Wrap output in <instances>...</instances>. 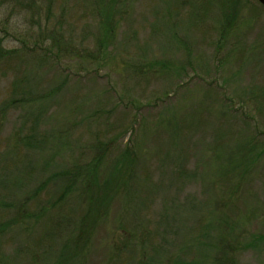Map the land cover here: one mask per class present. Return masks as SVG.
<instances>
[{
	"label": "rangeland",
	"instance_id": "374dc122",
	"mask_svg": "<svg viewBox=\"0 0 264 264\" xmlns=\"http://www.w3.org/2000/svg\"><path fill=\"white\" fill-rule=\"evenodd\" d=\"M122 2L102 67L84 53L95 49L104 9L0 0V39L13 51L0 66V108L22 101L0 113V264H58L59 254L64 264H264V7L240 1L220 38L217 1ZM33 134L41 142L31 145ZM223 138L227 147L254 141L260 153L238 180L215 177L224 162L212 146ZM95 141L110 159L131 147L138 171L129 207L115 201L96 221L76 195L61 200L55 181L91 159ZM235 187L215 212L221 190ZM85 212L84 225L95 224L72 245ZM216 217L233 231L227 242L215 241Z\"/></svg>",
	"mask_w": 264,
	"mask_h": 264
},
{
	"label": "trees",
	"instance_id": "16d2710c",
	"mask_svg": "<svg viewBox=\"0 0 264 264\" xmlns=\"http://www.w3.org/2000/svg\"><path fill=\"white\" fill-rule=\"evenodd\" d=\"M89 1L93 6V9H95L96 14L100 15L99 13H101V10L104 9L105 15L99 21V24L103 27V30L99 31V35L95 38V49L92 50V52L86 51L84 55L90 62L104 67L106 64L105 62L107 61V57L104 56L105 54H110L111 42L115 41L114 31L119 20H115L113 17L114 9L116 8L115 4L122 2L123 0H105L102 4L100 3L103 0ZM213 1H217L221 7V10H223V20L219 30L220 38H223L225 37L227 29H230L233 23L236 21L237 13L233 10L236 8L238 3L240 4V1L242 2L245 0ZM122 4L124 3L122 2ZM12 52L13 51L4 49L2 46V40L0 39V66L13 56ZM260 96L263 98V92ZM32 98L36 99L38 97L35 95L30 97V99ZM20 102V105H22V101L17 99L7 101L2 106V108H0V113L7 108L19 104ZM160 102L161 104H165L167 101L164 100ZM220 102L223 103V101ZM218 104L221 105L220 103H216L215 105ZM225 104L223 107L228 110V106L230 105L226 104L227 106H225ZM222 114L223 110L219 109L217 117L222 118ZM174 129L177 130V125L174 126ZM42 138V136H36L33 134L31 137H27L26 139L31 144V142L35 141L41 142ZM226 140V138H223V140H221L219 143L215 142L212 146L213 156L211 158L218 156L217 151L219 150L220 154H223L224 162L221 165L215 166V177L224 179L225 181L231 177L238 180L243 176H246L248 173L245 172L243 167L251 165L250 163L255 161L260 153L255 151L254 141L248 140L244 141V144H241L240 142L235 143L234 145H231L230 142H228L230 147H227ZM261 147L264 149L263 145H261ZM91 149L93 154L91 159L84 162L81 166H75V168H70L64 171L55 181L63 182V186L61 187V200H65V197L68 195H76L80 199V204L85 203L88 212L93 213L92 216L96 217V221L99 220V217L104 218L106 216L108 209L113 206L112 203L115 201H117L119 205L121 202H123L121 208L124 210H126L125 208L129 207V203H126L127 197L132 195V193L129 192V187L132 185V183H134L135 177L138 174V171H136L137 155L131 147L126 146L115 158L110 159L107 145H103L99 141H95L91 146ZM224 149H226V151H224ZM262 149L260 148V150ZM104 165H106V168ZM104 169H106L107 172L104 171ZM44 187L45 182H42L35 188L32 195L38 196L44 191ZM221 194H223L222 200L220 199L219 201L215 199L212 203L213 210L217 213H221L224 211V209H228V207H226L227 202L230 200V198L232 200L236 195L239 194V192L237 187L229 191H226L225 188L224 190H221ZM50 205L52 204L50 203ZM88 212H85L86 214H84L82 218L83 220L80 221L81 225H79L78 229L80 236H76L78 237V241L75 242V238H72V245L75 243L79 244L81 242H85L89 237L90 231L93 228L92 226H94L95 223L91 225H87L86 223L85 225L87 226L85 227L84 223L86 220H88ZM216 220L218 221L217 227L219 228V234L217 238H215V241L217 243L229 241V239L232 238L233 231L230 232V230H222V227L227 228V225L229 224H226V222L219 217H216ZM217 247L218 246H216V244L213 245V251L210 254L212 258H214L218 253V251L216 252ZM56 260H58V264H64L65 262V258L60 254L57 255ZM174 264H177V262ZM183 264L199 263H193V261H189L184 262Z\"/></svg>",
	"mask_w": 264,
	"mask_h": 264
},
{
	"label": "water",
	"instance_id": "95a60500",
	"mask_svg": "<svg viewBox=\"0 0 264 264\" xmlns=\"http://www.w3.org/2000/svg\"><path fill=\"white\" fill-rule=\"evenodd\" d=\"M260 5L264 6V0H256Z\"/></svg>",
	"mask_w": 264,
	"mask_h": 264
}]
</instances>
